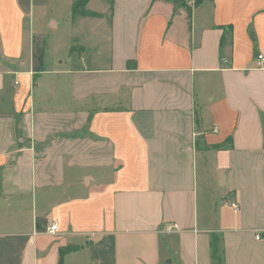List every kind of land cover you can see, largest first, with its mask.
Wrapping results in <instances>:
<instances>
[{
    "label": "crops",
    "instance_id": "crops-1",
    "mask_svg": "<svg viewBox=\"0 0 264 264\" xmlns=\"http://www.w3.org/2000/svg\"><path fill=\"white\" fill-rule=\"evenodd\" d=\"M75 1L0 0V264H264V0Z\"/></svg>",
    "mask_w": 264,
    "mask_h": 264
},
{
    "label": "trees",
    "instance_id": "trees-1",
    "mask_svg": "<svg viewBox=\"0 0 264 264\" xmlns=\"http://www.w3.org/2000/svg\"><path fill=\"white\" fill-rule=\"evenodd\" d=\"M90 0H76L73 4V11H72V20L76 23L81 18H88V17H97L98 14L91 12L88 10L87 6ZM204 1H214V0H198V3ZM212 249L214 257L220 262L222 261L221 254L219 253V240L212 241ZM73 247H66L60 250V262L59 264H64L65 255L71 251H73Z\"/></svg>",
    "mask_w": 264,
    "mask_h": 264
},
{
    "label": "rangeland",
    "instance_id": "rangeland-1",
    "mask_svg": "<svg viewBox=\"0 0 264 264\" xmlns=\"http://www.w3.org/2000/svg\"><path fill=\"white\" fill-rule=\"evenodd\" d=\"M67 15L68 16H66V18H68L69 15L71 16V13L67 14ZM71 29H72L71 26L64 23V25L62 26L60 31L57 33L59 39H61V41H62L63 52L61 53V55L63 57H67L68 54L70 53L71 47L75 45V43L72 40L73 32ZM75 55L77 57L78 53Z\"/></svg>",
    "mask_w": 264,
    "mask_h": 264
},
{
    "label": "built area",
    "instance_id": "built-area-1",
    "mask_svg": "<svg viewBox=\"0 0 264 264\" xmlns=\"http://www.w3.org/2000/svg\"><path fill=\"white\" fill-rule=\"evenodd\" d=\"M257 67L258 68H264V56L259 55L257 58ZM59 229V225L57 223L52 224V226L49 228L50 234H55Z\"/></svg>",
    "mask_w": 264,
    "mask_h": 264
},
{
    "label": "water",
    "instance_id": "water-1",
    "mask_svg": "<svg viewBox=\"0 0 264 264\" xmlns=\"http://www.w3.org/2000/svg\"><path fill=\"white\" fill-rule=\"evenodd\" d=\"M224 180H225V178H223L222 181L220 182V185H221V186L224 185Z\"/></svg>",
    "mask_w": 264,
    "mask_h": 264
}]
</instances>
